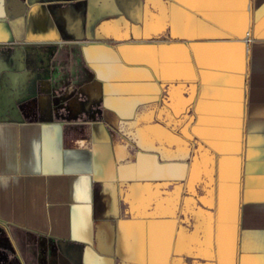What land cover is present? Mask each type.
I'll return each mask as SVG.
<instances>
[{
    "label": "crops",
    "instance_id": "crops-1",
    "mask_svg": "<svg viewBox=\"0 0 264 264\" xmlns=\"http://www.w3.org/2000/svg\"><path fill=\"white\" fill-rule=\"evenodd\" d=\"M158 16L80 40L99 114L0 117V224L56 264H264V0ZM63 36L45 1L0 0V46Z\"/></svg>",
    "mask_w": 264,
    "mask_h": 264
},
{
    "label": "rangeland",
    "instance_id": "rangeland-1",
    "mask_svg": "<svg viewBox=\"0 0 264 264\" xmlns=\"http://www.w3.org/2000/svg\"><path fill=\"white\" fill-rule=\"evenodd\" d=\"M43 1L57 15L64 36L54 43L0 46V117L95 116L99 103L79 56L80 40L144 39L149 19L159 17L163 0ZM0 241V264H56L60 259L47 254L57 248L55 243L2 224Z\"/></svg>",
    "mask_w": 264,
    "mask_h": 264
},
{
    "label": "flooded vegetation",
    "instance_id": "flooded-vegetation-1",
    "mask_svg": "<svg viewBox=\"0 0 264 264\" xmlns=\"http://www.w3.org/2000/svg\"><path fill=\"white\" fill-rule=\"evenodd\" d=\"M0 251H4L3 248L0 247Z\"/></svg>",
    "mask_w": 264,
    "mask_h": 264
},
{
    "label": "built area",
    "instance_id": "built-area-1",
    "mask_svg": "<svg viewBox=\"0 0 264 264\" xmlns=\"http://www.w3.org/2000/svg\"><path fill=\"white\" fill-rule=\"evenodd\" d=\"M247 40H249V38L247 37Z\"/></svg>",
    "mask_w": 264,
    "mask_h": 264
}]
</instances>
